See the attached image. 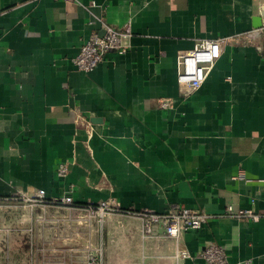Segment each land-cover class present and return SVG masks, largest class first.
Here are the masks:
<instances>
[{
    "label": "crops",
    "instance_id": "1",
    "mask_svg": "<svg viewBox=\"0 0 264 264\" xmlns=\"http://www.w3.org/2000/svg\"><path fill=\"white\" fill-rule=\"evenodd\" d=\"M103 23L129 29L127 51L79 72L72 59ZM263 27L264 0H0V264H86L89 240L102 264H206L179 251L209 245L230 263L264 264V217L221 216L228 206L264 214ZM217 38L228 41L222 56L185 96L178 56ZM61 163L71 165L65 178ZM71 186L79 205L114 199L134 212L182 205L216 217L171 239L113 214L79 236L70 208L36 207L23 243L14 196L44 190L53 200Z\"/></svg>",
    "mask_w": 264,
    "mask_h": 264
},
{
    "label": "built area",
    "instance_id": "2",
    "mask_svg": "<svg viewBox=\"0 0 264 264\" xmlns=\"http://www.w3.org/2000/svg\"><path fill=\"white\" fill-rule=\"evenodd\" d=\"M65 2H74L75 0H64ZM92 24V22H90ZM103 34L93 33L87 41H85L78 55L72 59L75 68L82 73L94 71L101 65L106 56L110 52L124 54L127 51V38L129 37V29L126 33L120 32L114 27L103 23ZM264 34V27L260 30ZM245 43L249 42V36L242 37ZM228 44L227 39H207L197 43L193 50L181 53L177 58V80L182 93L188 96L202 87L207 81L215 64L220 59L223 49ZM162 109H170L171 103L163 101L160 103ZM83 120V119H82ZM71 172L69 163H61L58 166L57 174L60 178H65ZM71 191L62 198L47 200L44 190L34 193L19 191L13 200H22L31 203V207L39 206L44 209L47 206H60L70 208L77 218L81 221L77 222L79 229L76 235L83 234L84 229L91 228L92 225L83 223V219L97 220L102 223V219L113 214H128L139 219L142 222V234L144 237L157 238L158 228L164 230V236L171 239H179L183 234L192 230H198L205 225L210 219L216 215L209 214L199 209H191L182 205H172L168 213L158 214L153 211L144 210L134 212L123 208L121 203L114 199L102 201L99 204L87 203L79 205L75 203ZM223 217L235 219H250L259 221L264 214L257 213L253 210H235L233 206H228ZM91 222V221H90ZM95 222V221H94ZM85 224V225H84ZM86 233V232H85ZM84 261L86 264H102L104 251L101 248H94L89 240L84 246ZM179 257L185 260L201 259L206 264H233L228 260L225 248L218 245H209L201 250L194 257L190 252L179 251ZM239 264V263H237Z\"/></svg>",
    "mask_w": 264,
    "mask_h": 264
},
{
    "label": "rangeland",
    "instance_id": "3",
    "mask_svg": "<svg viewBox=\"0 0 264 264\" xmlns=\"http://www.w3.org/2000/svg\"><path fill=\"white\" fill-rule=\"evenodd\" d=\"M21 202H23V205H24V207H23V211H22V214H24L25 215V217H23V219H26V222L24 221L23 222V234H22V237H23V243L25 242V240L26 239H29L31 236L30 235H32V231H30V227L28 226V222H27V220H29L30 218H31V212H32V210H34V208H36V207H39V206H35V207H31L30 205H31V203H27V202H25V201H22L21 200ZM7 205H11L10 203L8 204L7 203ZM12 205H13V203H12ZM9 211V213H6V218H8L9 216H12V210L10 211V210H8ZM114 215H109V216H107V217H105V218H103L102 219V225H104V223H106V222H108V221H110V219H111V217H113ZM78 221H81L80 219H77ZM77 221V222H78ZM83 221V223H88V225L90 224V225H92L91 226V230H92V228H93V226L95 225V222H98L97 220H92V219H88V218H86V219H83L82 220ZM91 221V222H90ZM85 225V224H84ZM45 227H48V226H45ZM44 227V228H45ZM56 236H57V234H56ZM59 236H60V234H59ZM106 253V252H105ZM12 254V253H11ZM12 259H13V257L11 256V261H10V264H13V261H12Z\"/></svg>",
    "mask_w": 264,
    "mask_h": 264
}]
</instances>
